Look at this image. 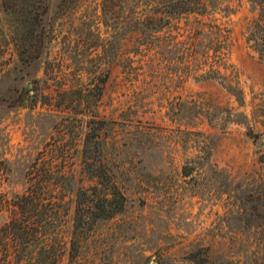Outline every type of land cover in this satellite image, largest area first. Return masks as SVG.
<instances>
[{"label":"rangeland","instance_id":"rangeland-1","mask_svg":"<svg viewBox=\"0 0 264 264\" xmlns=\"http://www.w3.org/2000/svg\"><path fill=\"white\" fill-rule=\"evenodd\" d=\"M167 3L0 0V264H264V0ZM92 125L125 202L73 253Z\"/></svg>","mask_w":264,"mask_h":264},{"label":"trees","instance_id":"trees-1","mask_svg":"<svg viewBox=\"0 0 264 264\" xmlns=\"http://www.w3.org/2000/svg\"><path fill=\"white\" fill-rule=\"evenodd\" d=\"M168 8L169 15H181L183 13H202L203 10L201 8L205 7V0H168L166 4ZM46 12V7H42V13ZM256 30V31H255ZM253 31V34L256 32L261 36L264 35V23L261 24L256 22V28ZM258 39V37H257ZM255 47H261L258 49L259 54L261 56L264 55L263 46L258 41L256 42ZM261 50V51H260ZM22 57V56H21ZM26 62L27 60L24 59ZM101 95L100 90H98L96 94V99H98ZM93 114L90 115L87 123H101L102 120L98 119V114L96 110H92ZM83 114H85L83 112ZM93 126V125H92ZM91 126V127H92ZM91 127L86 131V134L83 138V147L81 150V162L83 172L86 176L93 180V184L88 188H78L75 192V205H74V222H73V230L70 252L74 253L72 248L75 244V235L78 231H84V229H90L93 227L95 223L100 220H107L112 218L115 214L122 211L125 202V196L123 193L116 187L114 183L109 180V172L101 154V140L97 132L95 131V127L93 126V130L91 131ZM37 197L36 190L33 188H26L22 193H17L13 198V205L17 209V215L11 218L7 227L13 233H17L19 237H22L23 234L27 233V231L32 227L35 222L33 220L22 221L23 219L20 216L23 215L26 211H30L34 213L36 210V201L34 200ZM49 201V200H48ZM52 201V200H51ZM50 201L51 209H53V204ZM45 211L41 212V219L44 220ZM51 213V212H50ZM46 216V215H45ZM53 216L50 215L47 218L51 219ZM36 226V224H35ZM49 248L41 247L39 251L35 254L34 260L29 259L25 264H40L39 260L42 257V254L48 253ZM22 255V254H21ZM72 259L75 257V254L70 256ZM41 262V260H40ZM73 264L71 260L69 263Z\"/></svg>","mask_w":264,"mask_h":264}]
</instances>
